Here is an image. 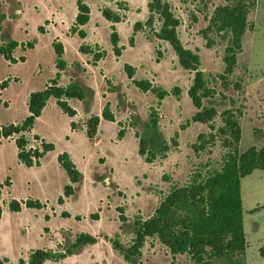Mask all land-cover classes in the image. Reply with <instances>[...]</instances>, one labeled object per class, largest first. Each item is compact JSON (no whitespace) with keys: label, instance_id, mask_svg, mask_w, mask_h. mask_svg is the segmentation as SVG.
<instances>
[{"label":"rangeland","instance_id":"obj_1","mask_svg":"<svg viewBox=\"0 0 264 264\" xmlns=\"http://www.w3.org/2000/svg\"><path fill=\"white\" fill-rule=\"evenodd\" d=\"M85 1L91 12L89 22L82 27L86 31L82 38L71 31L78 14L77 0H0V45L19 43L13 52L16 62L0 54V128L26 119L31 93L43 90L56 77L59 70L53 43L57 39L66 47L67 64L73 63L62 72L60 83L75 81L94 91L93 95L86 91L84 100H68L77 110L74 118L65 114L54 98L49 100L35 123L34 133L28 134L33 147L42 145L44 139L53 145L39 164L27 166L20 162L16 137L0 139L2 264H30L32 252L38 249L66 250L81 232L92 233L98 242L83 246L62 260H47L44 264H129L110 243V238L123 232L121 210L130 219L139 214L147 217L174 182L182 185L192 180L196 172L203 171L201 165L208 158L193 149L199 134L211 132L210 124L189 122L197 112L188 94L193 73L180 66L166 41L148 39L149 27L135 31L136 23L146 22L149 16V0ZM169 1L182 21L179 33L184 45L197 49L201 55V68L214 74L223 72V47L207 48L200 35L207 25L205 15L212 12L216 2L206 10L202 0ZM107 8L119 12L122 20L109 21L103 14ZM251 21L253 28L244 37L238 66L228 79L229 89L218 85L215 98L205 103L217 105L219 112H223L232 106L231 99L237 101L235 106L244 112L241 151L251 145H264V139L255 135L256 130L264 131V0L258 1ZM113 25L123 46L120 56L111 43ZM82 44L98 45L105 52L96 62L98 66L93 63V56L80 51ZM126 65L135 68L133 78L129 77ZM134 80H149L170 93L159 105L157 96L140 89ZM175 87L182 89L180 96L175 95ZM107 104L114 120L102 115ZM153 108L160 116V130L169 150L166 157L149 163L139 153V144ZM95 116L100 117V122L96 135L90 138L83 124ZM221 118H215L216 126ZM72 120L77 128L71 126ZM121 129L124 135L119 137ZM64 152L82 173L78 183H72L61 164ZM212 156L215 160L220 158L219 146ZM67 185L74 187L70 196L65 194ZM13 200L23 203L22 210L10 209ZM28 200H38L42 207H28ZM242 200L247 262L264 264V169H255L242 179ZM67 212L71 216L63 215ZM92 214L98 216L93 218ZM121 240L127 241L125 236ZM172 259L164 244L149 238L137 264H173ZM175 264L191 261L186 255H178Z\"/></svg>","mask_w":264,"mask_h":264},{"label":"trees","instance_id":"obj_2","mask_svg":"<svg viewBox=\"0 0 264 264\" xmlns=\"http://www.w3.org/2000/svg\"><path fill=\"white\" fill-rule=\"evenodd\" d=\"M213 1L216 2L214 9L210 14L205 15L207 25L200 30V35L205 40L207 48L216 45L223 47L224 70L219 74L203 70L199 51L184 45L179 33L182 21L169 0H149V16L146 22H137L135 25V31L149 27L148 39L156 37L166 41L177 56L180 66L193 73L188 94L197 112L189 122L210 124L211 132L199 134L197 144L193 145L197 154L208 155L207 161L203 166L201 165L203 171L196 172L193 179L185 184L179 185L174 182L170 191L160 199L158 206L147 217L139 214L130 219L121 210L120 220L123 222V232H118L110 238V243L129 264H137L141 260L143 248L149 238H157L169 249L173 264L178 255H186L191 264H248L242 179L253 173L255 169H264V145L261 147L251 145L245 151L240 150L241 119L244 112L241 107L235 106L236 100L231 99L232 106L224 109L223 112H219L217 105L206 106L205 103L206 100L215 98L218 85L221 84L224 89H229V76L233 75L238 66L239 55L243 51L244 37L247 31L253 28L251 15L257 9L259 0H202L204 8L208 10L209 4ZM77 6L78 14L71 31L85 38L86 31L82 27L89 22L91 9L85 0H77ZM103 14L114 23L122 20L119 12L109 8L104 9ZM112 29L111 43L115 54L120 56L123 46L119 44L120 36L114 25ZM18 46L19 43L16 41L0 45V54L7 60L16 62L13 52ZM53 46L56 67L59 70L56 77L51 79L43 90L31 93L28 101L29 115L26 119L20 123L3 125L0 128V139L16 137L18 158L27 166L39 164L40 159L53 149V145L47 143L46 140H43L42 145L31 146L28 136L49 100L54 98L60 109L69 117L74 118L77 116V110L69 105L68 100H84L86 91L89 95L94 94L91 88L75 81L67 86L60 83L62 72L67 67L65 47L64 43L58 39ZM80 51L91 54L95 65L105 56V52L101 51L98 45L93 47L82 44ZM158 53L160 54L159 51ZM21 59L23 60V57ZM125 68L129 77L133 78L135 68L131 65H126ZM134 82L143 91H152L157 96L159 105L170 93L167 89L154 85L149 80H134ZM5 85L4 82L1 87ZM236 88L238 89L239 86L237 85ZM174 93L180 96L182 89L175 87ZM220 95L228 99L224 92H220ZM108 105L102 115L105 119L114 120V115ZM218 115L222 117V122L216 126L214 121ZM159 118L157 109L153 108L147 130L140 137L139 153L149 163L157 157H166L169 150L165 144L167 140L160 130ZM99 122L100 117L95 116L90 118L88 123L83 124L87 126L90 138L96 135ZM71 126L77 128L76 121L72 120ZM123 135L124 130L121 129L119 137ZM255 135L257 138L264 139V131L256 130ZM35 138L40 139L38 135H35ZM217 146L220 149V158L215 160L212 154ZM60 161L72 183L80 182L82 173L67 152L60 156ZM7 184L10 185L11 182L7 181ZM2 188L0 185V200L3 198ZM73 189L72 185H67L65 194L70 196L73 194ZM60 201L64 202L63 198ZM25 204L31 208L42 207V203L38 200H28ZM22 208L23 203L17 200H13L10 205L12 211H20ZM2 213L3 207L0 203V219ZM63 215L71 216L68 212ZM97 216L92 214L93 218ZM122 236H125L127 241H122ZM97 242V236L90 232H81L66 250L38 249L33 251L30 264H44L47 260L59 261L78 252L81 247ZM262 251L264 255V249Z\"/></svg>","mask_w":264,"mask_h":264},{"label":"crops","instance_id":"obj_3","mask_svg":"<svg viewBox=\"0 0 264 264\" xmlns=\"http://www.w3.org/2000/svg\"><path fill=\"white\" fill-rule=\"evenodd\" d=\"M63 42V41H62ZM64 47H65V45H64ZM65 54H66V47H65ZM64 54V55H65ZM85 54V53H84ZM89 57L90 56H92L91 54H87ZM73 65V63H69V64H67V67L66 68H68L69 66H72ZM95 66H98V64H96ZM83 69H84V67H83ZM65 70H67V69H65ZM72 81H70V82H68V84H65L64 86H67V85H69L70 83H71ZM5 104L6 105H8L7 104V101H5ZM44 111V110H43ZM78 115V114H77ZM32 131H33V133H34V128L32 129ZM40 136V135H39ZM40 138H42V139H44L42 136L40 137ZM45 140V139H44Z\"/></svg>","mask_w":264,"mask_h":264}]
</instances>
